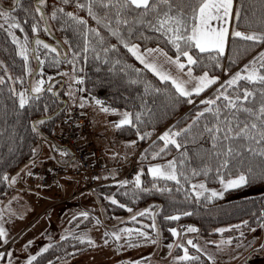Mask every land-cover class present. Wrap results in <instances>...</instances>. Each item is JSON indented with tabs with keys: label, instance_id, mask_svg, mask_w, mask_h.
<instances>
[{
	"label": "snow or ice",
	"instance_id": "6c2138e0",
	"mask_svg": "<svg viewBox=\"0 0 264 264\" xmlns=\"http://www.w3.org/2000/svg\"><path fill=\"white\" fill-rule=\"evenodd\" d=\"M44 5L45 0H36L35 5L30 7H24L21 0H12L11 4L0 2V19L5 22L11 21L7 23L6 32L15 45V54L23 59V72L20 75H13L9 64L0 59V70L3 72L0 74V96L4 97V127L0 128V134L5 136L15 131L14 126L10 129L8 125L21 112L27 111L28 108H42L47 112L49 106L47 103L41 105V98L45 91L54 92L50 86L53 83L51 75L47 76L46 83L43 69L44 60L40 58L41 55L47 57L49 53H41L40 46L43 45L50 52L57 53L53 59L61 58L58 48L46 43L37 35L30 49V41L25 32V25H29L31 32L39 33L41 21H43L44 30L48 31ZM76 6L80 9L87 8L88 14L97 21V24L107 29L111 36L116 37L118 42L122 43L136 60L150 69L160 81L170 82L172 85L171 88H161L145 81L144 91L140 94V102L136 106L139 110L136 111L130 110L128 107L123 110L110 107L100 98L93 97L95 103L101 106L102 110L120 114V119L115 123V127L131 126L136 130L139 139L151 136V130L141 131L140 129V125L144 123L142 117L150 116L151 110L156 105L155 99L149 100L150 93L155 96L163 93L170 102L186 99L188 103L192 104L195 99L196 104L200 105L183 127L174 123L160 133L158 139L162 141V147L151 151V157L156 158L166 154L169 146L175 147L179 157L174 156L163 163L148 164V174L154 181H160V183H152L150 188H143L144 169L138 170L131 182L134 185V194L135 190L148 192L153 189L161 193H171L174 190L168 186V182L171 181L175 182L176 190L184 192L185 199L191 196L199 202L201 198L212 200L215 197H223L228 189L246 186L257 180L264 181V48L243 63L234 73H231L228 79L215 87L211 95L205 96L202 100L196 99L205 89L220 81L219 76L210 74L209 64L213 68H221L224 72L229 71L221 64V58L229 45L230 37L233 41L239 39L253 44L264 43V0H86V3L77 0ZM17 10L23 12V17L14 15ZM57 13L66 15L76 26L83 27L81 36L85 60L88 59V52L91 50L94 58L101 59V53H103V60L109 62L108 53L110 50H115L117 45L110 44L103 47L104 37L101 35L100 27H89L83 16L72 11L65 12V9L59 6L52 9V18H56ZM241 22L248 30L241 29ZM137 25L139 28L135 27ZM0 27H4V25H0ZM14 29L24 33L23 40L17 36ZM149 29L158 34L165 44L173 48L176 55L170 56L159 43L154 48H144L142 52L139 43L131 42L130 39L125 38L126 35L130 38L135 31H140L139 39H149L144 35V31ZM90 34L98 40L99 50L98 46L89 39ZM233 49L239 50L235 44H233ZM151 53L162 54L168 63L186 71L187 79L162 70V66L154 58L145 55ZM72 56V63L75 65V60L81 56V52H73ZM31 57H35L37 60L36 71H33L29 66ZM63 58L67 59V55L65 54ZM229 62H232L231 56ZM11 63L14 67L15 61L13 60ZM111 63L119 65L122 61H111ZM132 67V65H125V69ZM197 67L203 69L198 75L194 71ZM125 69H121V72ZM73 71H76L75 67ZM140 71V69H134L136 74H139ZM24 73L28 74L27 86H25ZM74 79L76 82L82 83L85 77L75 75ZM138 82V79L129 73V83ZM17 84L20 86L17 87ZM81 99L87 100L88 98L82 97ZM46 119L48 117L32 121V130L37 131L38 125L43 124ZM11 139L14 137H10L8 142ZM129 143L134 144L135 141H129ZM52 147L58 146L53 145ZM32 152L35 155L36 149H32ZM141 155L145 156L146 152ZM29 162L32 163V161ZM198 175H203L205 179L192 180L193 176ZM209 176L219 182L220 190L206 186ZM3 179L11 183L16 180V175L9 177V173L5 171ZM113 182L118 185L130 183L126 179ZM107 199L115 204H120L115 194L108 195ZM121 206L128 207L126 204ZM156 208L162 209V206L157 205ZM149 212L152 213V223L147 227L155 230V236L159 238L160 233L155 219L156 212L152 211V206L142 209L127 219L135 222L136 216L146 215ZM260 212L261 215L256 219L261 226H264V208H261ZM188 214H191V209L188 212L177 210L164 219L178 220L181 216ZM78 215L87 217L88 213L84 212ZM249 224L248 219H243L235 225L227 224L217 227L213 231L223 234L226 229H240ZM183 230L185 233L188 231L197 232L198 228L194 224H188ZM170 232L174 237H180L177 227H171ZM244 235L243 231L238 233L241 238ZM124 237H127L124 243H127L129 247L135 246L133 241L139 244L156 242L153 239V234L145 230L143 221H141V227L138 228L125 224L110 232L106 231L103 243L107 244L111 239L119 247ZM78 238L80 241L95 244V241L88 235L81 234ZM0 240L5 243L8 241V229L4 223H0ZM206 243L231 244L233 237L229 235L218 240H208ZM188 246L195 249L198 254L190 253ZM167 247L171 256V264H186V262L190 264L193 260L200 261L201 255L207 261L215 259L214 255L210 254L200 243H195L191 236L187 237L186 242H170ZM47 248L48 245H44L34 254L27 255L23 262L13 259V250L11 249L0 251V264H34L37 257ZM173 248L182 251L180 254L172 255ZM73 251L78 250L73 248ZM47 264H52V262L48 261ZM122 264H144V262L142 258L128 259Z\"/></svg>",
	"mask_w": 264,
	"mask_h": 264
},
{
	"label": "trees",
	"instance_id": "16d2710c",
	"mask_svg": "<svg viewBox=\"0 0 264 264\" xmlns=\"http://www.w3.org/2000/svg\"><path fill=\"white\" fill-rule=\"evenodd\" d=\"M6 4H11L12 0L1 1ZM24 7L34 6L36 0H21ZM81 3H86V0H79ZM77 0H45V13L47 18L48 31L43 28V21H41V30L39 33L31 32L30 26L25 25V32L29 38V48L31 49L35 37L38 35L40 39L48 44H52L58 48L60 59H53L57 53H52L50 50L40 46L41 53L48 52V56L44 57L41 55V59L44 60L43 69L44 75L47 80V76H52L51 87L54 89L53 93L47 91L44 92L40 104H48V111H43L42 108H28L27 111H23L11 121L8 127L11 129L15 127L14 132H10L8 136L0 134V199L8 195L13 188L11 183L3 179V172H8L9 177L17 173L23 166L34 160L41 154V143L46 140L53 139V133L57 126V123L63 119L66 114L68 106L67 99L64 97L66 93V81L62 73L71 75H82L85 77L84 82H77L79 89L83 92L96 95L98 98L103 100L110 107H116L123 110L128 107L130 110H139L136 106L140 102V94L144 91V82H150L155 87L171 88L170 82L160 81L151 70L141 65L131 52L126 49L122 43L118 42L116 37L111 36L107 29L103 28L102 25H98L97 21L93 19L87 11V8L80 9L76 6ZM62 7L65 12L72 11L79 16H83L87 21L89 27H100L101 35L104 37L103 47H107L110 44H116L115 50H110L108 53L109 62L103 60V53H101V59L97 60L94 58L91 50L88 52V59H84L83 49V38L81 32L83 27L76 26L66 15L57 13L56 18H52V9L54 7ZM14 15L23 17V12L17 10ZM6 22L4 27H0V59L5 60L9 64V68L13 75H20L23 72L22 64L23 59L15 54V45L11 40V37L7 35ZM235 24V21H233ZM139 28V25L135 26ZM241 29L248 30L241 22ZM17 36L21 40L24 38V33L19 30H15ZM126 31V30H125ZM141 35L140 31H135L134 35L130 38L125 36L126 39H130L131 42L139 43L141 48L156 46L160 44L162 48L169 53L170 56H175V50L165 44V42L159 38L158 34L153 33L150 29L144 31V35L149 39H139ZM89 39L98 46L99 42L92 34L89 35ZM233 44L237 46L238 51L233 49ZM262 48L264 43H250L244 42L239 39L233 41L229 38V45L226 48L225 54L221 58V64L223 67L229 69L228 72L222 71L221 68H213L211 64L208 65L211 75H217L220 77V81L216 85L209 86L203 93L196 99L202 100L205 96L211 95L215 87L222 83L225 79H228L231 73H234L243 63L250 60L257 54ZM81 52V56L76 58L75 65L72 63V53ZM67 55V59H64V55ZM195 54V53H194ZM31 56V53H30ZM232 57V62H229V57ZM15 61V66H12V61ZM111 61H122L119 65H114ZM132 65V68L125 69V65ZM29 66L36 71L38 68L37 60L35 57H31ZM76 71H73V69ZM121 69H125L121 72ZM134 69H140V73H134ZM66 70V71H65ZM203 69L197 67L194 71L195 74H200ZM129 73H132L138 79V83H129ZM0 74H3L0 70ZM25 81L27 86L28 74L24 73ZM47 83V82H46ZM20 85L17 84V87ZM244 86V85H242ZM71 97V96H70ZM149 100L155 99L156 105L151 110L150 116H143L142 123L140 125L141 131L151 130V136L145 139H139L136 135V130L131 126L114 127V136L120 141H135L134 145L138 154V160L140 162L139 170L144 169L142 174L143 188H150L152 183H160V181H154L153 178L147 172V163L153 161H161L171 159L176 156L179 157L178 151L174 146H169L166 154L159 157H151V151H154L162 147V141L158 138L160 133L167 129L170 125L178 123L180 127H183L187 123L188 119L195 114L196 108L200 105L196 104L194 99L193 103L190 104L186 99H180L177 101L170 102L165 95L162 93L159 96L149 94ZM3 101L4 97L0 96V128L4 127L3 124ZM148 111V110H146ZM48 117L43 124L38 125V130L33 131L31 128V122ZM11 139L10 142L9 138ZM32 149H36L35 155H33ZM65 155L63 160L70 163L74 162L72 155L66 147ZM147 150V151H146ZM142 156L141 153H145ZM60 161L59 158H57ZM78 172V171H75ZM120 172L113 169H104L100 171L98 176L97 184L88 187L84 184L80 191L91 190V194L97 192L100 199L104 202L105 209L111 216H128L129 212L134 210H142L146 207L152 206L153 211L156 212V224L159 230L160 237L164 240L170 239L172 234L170 232L171 227H181L187 224H194L198 228V233L202 236L207 235H224L231 231H235L237 234L235 238L239 237L238 233L254 226L259 225L257 217L261 215L260 209L264 208V192L254 196L247 197H236L232 199H224L223 197H215L212 200H206L201 198L199 202L195 201L193 197L189 196L187 199L184 197L182 190H176L177 186L175 182H168V186L174 190L171 193H161L155 189L143 192L142 190H135L134 185L131 183L132 179H126L130 183L128 185H118L113 181L125 180V178L119 177ZM203 175L193 176L192 180H203ZM86 182V180H85ZM206 184L209 186H216L219 184L217 180H214L209 176ZM264 185V181H254L246 186H241L234 189H228L225 191L226 194L243 188H250ZM161 186H163L161 184ZM183 187V184L180 186ZM79 192H77L78 194ZM115 194L120 204H115L107 199L108 195ZM126 204L128 207H122L121 205ZM149 205V206H148ZM162 206V209H157L156 206ZM191 209V214L183 215L178 220H165L164 217L171 216L174 211L188 212ZM80 216L75 217V221L80 219ZM139 217V216H137ZM248 219L249 225L243 226L240 229H226L221 233H216L213 229L221 227L227 224H237L240 220ZM131 221L126 219L120 221V224L130 223ZM137 225V223H134ZM85 225L82 223L77 228H83ZM77 234H68L62 238L52 241L48 244V248L44 253L37 257V261L34 264H47L51 261L52 264L60 259H65L70 256L77 255L90 249L92 244L87 241H80ZM1 244L0 240V247ZM73 248L78 251H73ZM205 262L204 257L201 255L200 261H191L190 264H203ZM188 263V262H186Z\"/></svg>",
	"mask_w": 264,
	"mask_h": 264
},
{
	"label": "rangeland",
	"instance_id": "374dc122",
	"mask_svg": "<svg viewBox=\"0 0 264 264\" xmlns=\"http://www.w3.org/2000/svg\"><path fill=\"white\" fill-rule=\"evenodd\" d=\"M0 25L5 26L6 22L0 19ZM155 58H157V56H155ZM157 62L162 66V70L187 79L186 71L182 72L174 64H170L164 60ZM62 75L67 82L64 96L66 99L70 98L69 95L77 99L87 97V104L91 105L93 103L95 105L93 97L98 98V96L81 91L74 79V75L64 72ZM68 104L75 105L83 103L72 102ZM85 110V114L88 117L87 109ZM106 114L107 117L112 115L111 112L108 113V111H106ZM106 132V137L109 139V130L107 129ZM164 161L165 160L148 162L147 166L149 163H163ZM122 168L123 167H120L116 171L121 172L120 170ZM66 175L67 174L60 175L53 181L44 185L36 180L33 184H39V188H31L28 192L19 191L20 193H9L6 195V198L0 199V223H4L8 229V241L5 243L1 240L3 246L0 247V251L11 249L13 250V259L23 262L27 255L34 254L44 245H48L52 241H56L65 235L77 234L80 236L81 234H85L95 241V244H92L90 249L77 255L60 259L53 264H122V262L128 259L141 258L144 264H171V256L169 255V249L167 247L168 243L174 241L186 242L187 237L191 236L195 243H200L202 247L206 248L208 252L215 257L214 261H207L206 258H204L205 262L203 264H264V226L260 224L244 230L243 232L245 235L242 238H235L237 234L235 231H231L224 235L213 234L207 236L200 235L198 231H188L185 233L183 229L188 225L187 224L180 229L177 228L180 232L179 238L172 235L170 239L164 240L160 235L159 238H157L155 236V230L147 227L152 223L151 212L139 217L136 216L135 222L137 225H135L133 221L130 222L131 224L123 223L121 225L120 221L126 220L129 216H133L141 210L131 211L128 216L124 217L116 215L111 216L105 209L104 202L100 199L97 192L93 195L91 194V190H88L81 192L79 196L64 198L57 190L52 191L51 185L66 184L71 181ZM75 182L73 183L85 184L82 177L80 181ZM12 183L17 184L16 181ZM206 186L208 188L221 189L220 184L216 186H209L206 184ZM263 192L264 185H260L243 188L228 194L225 193L223 198L232 199L236 197L254 196ZM34 194H40L38 195L39 199H37ZM79 212H87L88 215L87 217L81 216L80 219L75 221L73 216L75 215L77 217ZM141 221H143L145 230L153 234V239L156 240L155 243L139 244L133 241L135 246L129 247L127 243H124L127 237H124L119 247L111 239H109L107 244L103 243L106 231L110 232L119 227H123L125 224L129 227L138 228L141 227ZM82 223H84L85 226L83 228H77V226ZM229 235L233 237V243L231 244L214 245L206 243L208 240H218L221 239V237H227ZM29 241L32 243L29 244ZM188 247L190 253L193 255L198 254L191 246ZM181 251L182 250L173 248L172 255L180 254Z\"/></svg>",
	"mask_w": 264,
	"mask_h": 264
},
{
	"label": "crops",
	"instance_id": "0c3cea01",
	"mask_svg": "<svg viewBox=\"0 0 264 264\" xmlns=\"http://www.w3.org/2000/svg\"><path fill=\"white\" fill-rule=\"evenodd\" d=\"M152 47L154 48L155 46H152ZM143 49L144 48H141L140 50L143 52ZM145 55L148 56L149 58H154L156 61H162V60L167 61L165 57L162 56L160 53H151V54H145ZM155 56H157V58H155ZM138 62L141 64L140 61ZM69 96H72V95H69ZM67 102L68 103L81 102L85 105L87 109L89 122H90V128H89L88 133L84 135L83 140L85 142L93 144L94 147L98 150V153H99L98 159L101 163L111 164L112 162H115V161H125L132 153H134L137 150L134 144L129 143L128 141H120L116 139L114 136V127H115L114 125L120 119L119 113H111L112 115L107 117L106 111L102 110L101 106L97 105L96 103L95 105L93 103L89 105L87 104L86 100H82L81 98L77 99L74 97H70V98H67ZM64 127L65 126H64L63 120L61 119L57 123V126L54 130V133L52 136L53 139H50V140L48 139L41 143L40 156L32 160V163L29 162L28 164L23 166L17 173L14 174L16 175L15 181L17 182V184H13L11 182V185L13 186V188L11 189L10 194L18 193L19 191L28 192V190H30L31 188L33 189L39 188V184H33V183H35L36 180L40 182V174L36 173L35 175H33L32 171L34 168L40 166L42 163L47 164L52 169L63 167L69 170L66 176H68L71 179V181L66 184L51 185L50 187L52 191L57 190V192L62 194L64 198H71L74 196H79L81 194L82 191L80 190L83 188L84 184L82 185L74 184L73 182L80 181L81 177L85 181L84 175L80 172L74 171V168H75L74 162L68 163L67 162L68 160L66 161L63 160L64 155H65V149H64L65 147L60 143V137L64 132ZM107 129L109 130V133H110L109 139H107L106 137ZM53 145L58 146V147L54 148L52 147ZM57 158H59L60 161H58ZM46 192L51 193L49 191H46ZM77 192L79 193L77 194ZM38 195L34 194V196L37 199H39ZM6 197L7 196H5L4 198ZM73 217H76V216L74 215Z\"/></svg>",
	"mask_w": 264,
	"mask_h": 264
},
{
	"label": "built area",
	"instance_id": "2783aa9c",
	"mask_svg": "<svg viewBox=\"0 0 264 264\" xmlns=\"http://www.w3.org/2000/svg\"><path fill=\"white\" fill-rule=\"evenodd\" d=\"M63 121L65 124V132L60 137V142L69 148L76 164L75 170L81 171L87 176L86 185L88 187L97 184L100 171L107 167L118 168L122 164H125L123 175L127 178L134 177L135 173L139 170L137 153L129 157L124 163L115 162L110 166H106L99 161L97 149L91 143L83 141L81 136L88 129V121L85 116V107L83 104H75L71 108H68ZM33 173L40 174L41 182L47 183L57 175L67 172L62 168L52 169L47 164L42 163L33 169Z\"/></svg>",
	"mask_w": 264,
	"mask_h": 264
},
{
	"label": "bare ground",
	"instance_id": "6f19581e",
	"mask_svg": "<svg viewBox=\"0 0 264 264\" xmlns=\"http://www.w3.org/2000/svg\"><path fill=\"white\" fill-rule=\"evenodd\" d=\"M72 106H74V105H69V104H68L67 108H71ZM84 107H85V106H84ZM85 109H86V107H85ZM85 111H86V110H85ZM85 116H86V114H85ZM86 118H87V121H88V129H87V131H86L85 133L82 134V136H81L82 138L84 137L85 134L88 133L89 128H90L89 118H88L87 116H86ZM64 126H65V124H64ZM64 132H65V127H64ZM64 132H63V134H64ZM63 134H62V135H63ZM65 147L68 148L67 146H65ZM135 153H137V158H138V154H139V153H138L137 151H135L134 153H132L129 157H131V156L134 155ZM129 157H128V158H129ZM128 158H127V159H128ZM127 159H126V160H127ZM58 168H62L65 172H69L68 169H65V168H63V167H58ZM55 169H56V168H55ZM74 171H77V170L74 169ZM124 171H125V169H124L123 171L120 172V176H119V177H122V178H125V179H132V178H133V177H131V178H127L126 176H124V175H123ZM78 172H80V173H82V174L84 175L85 180H86L85 184H87V176H86L83 172H81V171H78ZM70 173H71V172H70ZM60 175H62V174H60ZM60 175H57V176H60ZM57 176H56L55 178H57ZM55 178H54V179H55ZM50 181H52V180H50ZM97 181H98V180H97ZM48 182H49V181H48Z\"/></svg>",
	"mask_w": 264,
	"mask_h": 264
}]
</instances>
